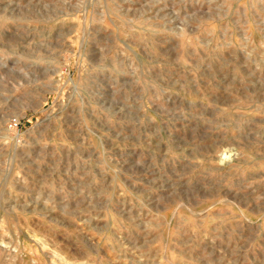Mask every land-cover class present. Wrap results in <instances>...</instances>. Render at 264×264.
Instances as JSON below:
<instances>
[{
	"label": "rangeland",
	"instance_id": "1",
	"mask_svg": "<svg viewBox=\"0 0 264 264\" xmlns=\"http://www.w3.org/2000/svg\"><path fill=\"white\" fill-rule=\"evenodd\" d=\"M0 264H264V0H0Z\"/></svg>",
	"mask_w": 264,
	"mask_h": 264
}]
</instances>
